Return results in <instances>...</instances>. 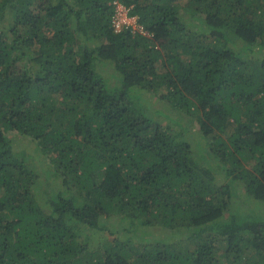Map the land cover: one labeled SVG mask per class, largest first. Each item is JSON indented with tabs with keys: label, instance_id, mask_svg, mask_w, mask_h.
Returning <instances> with one entry per match:
<instances>
[{
	"label": "trees",
	"instance_id": "1",
	"mask_svg": "<svg viewBox=\"0 0 264 264\" xmlns=\"http://www.w3.org/2000/svg\"><path fill=\"white\" fill-rule=\"evenodd\" d=\"M114 1L147 34L115 32ZM244 197L264 205V0H0V264H264ZM111 218L130 234L93 246Z\"/></svg>",
	"mask_w": 264,
	"mask_h": 264
},
{
	"label": "rangeland",
	"instance_id": "2",
	"mask_svg": "<svg viewBox=\"0 0 264 264\" xmlns=\"http://www.w3.org/2000/svg\"><path fill=\"white\" fill-rule=\"evenodd\" d=\"M185 10V9H184ZM183 16L186 17L188 16V14L190 13L189 11L185 10L182 11ZM123 13V11H122ZM111 83L114 82V78H110L109 80ZM144 94V93H143ZM149 105L150 107V111L152 112V114L156 115L157 118L161 119V121L164 123L166 122H170L167 121V119L164 117V115L162 114H157L159 112L156 111H164L163 113L168 114L169 116H171L173 118V120H180L181 122H183L184 124L187 125L188 127V137L191 141L192 144V148L195 152V154H197L199 157L200 155H203L204 153V157H206L208 160L213 161V158H210L206 152V144L205 141L203 139H201L198 135V133H200V131H198L197 125H195L193 122L188 120L187 115H181L180 113L174 111L172 108H170V106L166 105L165 103L161 102L160 100H158L157 98H152L149 97ZM174 124V123H171ZM7 136L9 137L10 141L13 143V145H15L16 147H27L29 151H31V153L33 155H38L37 158H35V162L33 163V167L36 169V171L38 172V176L41 182V186L42 188L46 191V192H52V188H58L59 186V182L57 181V178H55V176H53V174L51 172H49V163H48V158H45L44 155H40L37 149V146L35 145L34 142H31L28 138H24L23 136H21L20 134L16 133V132H8ZM34 161V160H32ZM243 193H239V196H243ZM245 196V195H244ZM245 198V197H244ZM235 201H232V206L231 208L234 209L236 207V205H239L241 207H244L243 210L248 211L251 210L253 211L255 214L259 215L261 218L264 219V205L262 202L256 200V199H250V198H245V200L243 201L244 203L241 202V200H237V198L234 199ZM235 206V207H234ZM112 220V218H111ZM110 220V223H111ZM130 232L129 230H127L126 228H124L121 224V222L117 219L112 220V224L108 225V230H94L90 232V236H91V244L93 246H97L99 244V242L101 241V239L104 238H110V237H125L127 235H129ZM138 235L140 237L144 236V237H150V238H160L161 240H164L166 242H168L169 244L175 243L176 245L181 243V241H179V237L180 235H175V236H171L170 232L166 229H162V228H145L142 230L138 231ZM185 243V242H184Z\"/></svg>",
	"mask_w": 264,
	"mask_h": 264
},
{
	"label": "built area",
	"instance_id": "3",
	"mask_svg": "<svg viewBox=\"0 0 264 264\" xmlns=\"http://www.w3.org/2000/svg\"><path fill=\"white\" fill-rule=\"evenodd\" d=\"M115 14L112 17V27L115 32H119L124 28L130 27L132 32H139L142 34H147L143 27L138 24L136 16H129L128 10L122 4L114 1ZM123 11V13H122Z\"/></svg>",
	"mask_w": 264,
	"mask_h": 264
}]
</instances>
